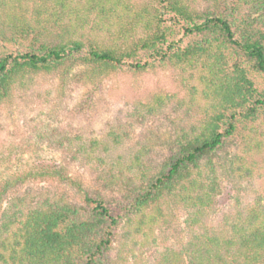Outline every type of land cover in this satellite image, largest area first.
<instances>
[{
    "label": "trees",
    "instance_id": "obj_1",
    "mask_svg": "<svg viewBox=\"0 0 264 264\" xmlns=\"http://www.w3.org/2000/svg\"><path fill=\"white\" fill-rule=\"evenodd\" d=\"M79 64L91 77L171 65L187 75L196 119L178 124L163 165L154 169L146 151L135 152L105 176V190L65 170L34 174L69 183L75 200L23 194L5 204L32 174L5 180L0 264L138 263L136 249L164 223L168 201L187 207L188 238L155 250L148 264H264V187L255 180L264 170L256 165L264 153V0H222L205 10L190 0H0V104L31 76ZM165 104L157 95L143 106L153 114ZM219 167L240 187L211 222L223 189Z\"/></svg>",
    "mask_w": 264,
    "mask_h": 264
},
{
    "label": "rangeland",
    "instance_id": "obj_2",
    "mask_svg": "<svg viewBox=\"0 0 264 264\" xmlns=\"http://www.w3.org/2000/svg\"><path fill=\"white\" fill-rule=\"evenodd\" d=\"M190 1L204 10L222 2ZM149 2L156 4V0H133L138 5ZM88 70L87 65L79 64L69 70L62 67L37 73L15 89L10 101L0 104V185L13 176L32 174V181L18 186L5 204L23 194L27 200L64 195L77 199L76 189L64 180L48 176L35 179V173L47 169L65 170L88 188L105 190V176L116 173L123 164L128 166L135 152L146 151L147 162L159 168L170 155L178 124L196 119L199 108L187 101V75L171 65L156 64L144 71L123 66L94 77ZM257 81L262 84L263 77ZM157 95L166 98L165 108L147 113L143 105ZM235 148L228 145L227 151ZM263 156H256L257 166L264 165ZM218 170L223 189L211 222L230 209L240 187L233 173L222 167ZM256 178V186L264 187V170ZM105 193L112 195L110 191ZM187 210L182 204L164 203V223L155 229L146 247H137L140 262L131 257L130 264H148L155 250L165 245L179 247L186 241Z\"/></svg>",
    "mask_w": 264,
    "mask_h": 264
}]
</instances>
